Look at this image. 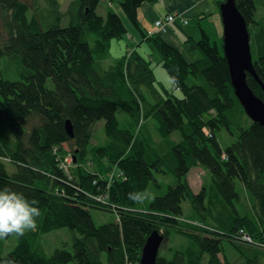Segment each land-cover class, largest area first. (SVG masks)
Listing matches in <instances>:
<instances>
[{"label":"trees","instance_id":"obj_1","mask_svg":"<svg viewBox=\"0 0 264 264\" xmlns=\"http://www.w3.org/2000/svg\"><path fill=\"white\" fill-rule=\"evenodd\" d=\"M152 1L109 3H117L154 45L173 81L171 91L160 81L152 60L137 49L103 66L111 58L112 43L127 34L113 4L99 12L103 0H72L65 10L60 0H0V188L36 199L43 212L38 230L19 237L9 255L0 252V261L139 264L146 239L155 230H166L165 235L187 241L171 257L159 254L157 264H264V251L240 240L247 233L264 241V126L252 122L245 127L223 36L213 30L217 40L212 41L203 26L211 16L199 17L201 35L190 43L201 58L190 62L158 36L165 32L148 34L156 22L152 29L141 28L139 8ZM235 1L248 24L255 71L264 82V0ZM181 21L188 24L186 18ZM3 72L16 79L5 78ZM247 81L264 100L255 78L248 74ZM129 119L135 122L133 132ZM151 119L162 137H181L162 154H157V142L147 127ZM67 121L74 138L67 133ZM102 121L105 143L95 147L94 131ZM221 128L239 132L237 142L225 150L216 136ZM64 151L79 168L73 176L60 165ZM103 161L124 176L105 204L96 197L106 194L107 185L101 186L105 181L90 166ZM194 166L212 178V185L196 195L185 179ZM171 173L177 184L167 185L154 201L136 204L128 198L131 192L164 188L167 183L157 182L158 176ZM237 180L247 197L237 192ZM187 199L195 211L190 218L184 217L182 206ZM94 208L119 214L121 223L96 225ZM64 228L72 233V249L47 255L42 238ZM225 240L239 254L237 262L224 255Z\"/></svg>","mask_w":264,"mask_h":264},{"label":"rangeland","instance_id":"obj_2","mask_svg":"<svg viewBox=\"0 0 264 264\" xmlns=\"http://www.w3.org/2000/svg\"><path fill=\"white\" fill-rule=\"evenodd\" d=\"M109 1H111V0H104L100 4L101 7L99 8V12L103 11L102 8H104L105 5H107L109 3ZM113 1L117 2L118 0H113ZM211 1H213V0H211ZM215 1L218 2L217 5H218L219 9L216 8V4L213 3L209 6L211 10L208 14L211 16V22L214 25L218 26V19L216 17V11L219 12L220 2L223 3L225 0H215ZM60 2L62 4V9L65 10L67 8V6L72 2V0H60ZM41 7L46 8V5L42 2ZM262 14L263 13L261 11H258L257 17H260ZM219 15H220V12H219ZM171 25H173V24H169L168 28ZM203 26L205 27L204 29H206L208 31V33L211 35V40L212 41L217 40L215 38L214 31L210 27L206 26L204 23H203ZM221 32H222V28H221ZM158 36H161V35H158ZM118 42H120V43L116 48V53H125L127 47L123 43H121V41H118ZM148 45H149V50L151 52H153V49H154L153 45L150 43ZM189 48H190V50L187 51L185 58L190 62L198 61V59L201 58L200 52L193 48L192 43H189ZM192 54H194L193 57H192ZM152 61H153V66H154L155 61L154 60H152ZM156 67L157 66L155 65V69H156ZM156 74L160 77V81H162V83L164 84V86L168 90H170V91L173 90V88H174L173 81L169 77L168 73L165 70L157 69ZM3 75L5 78H8V79H16V78H13L11 76H8L5 72H3ZM177 94L180 95V93L178 91H177ZM0 104L2 105L1 96H0ZM129 121H130L129 129L131 130V132H133L134 128H135V122L133 119H129ZM251 124H252V120L249 117H247V115H246L245 127L248 128V127H250ZM143 126H145V123L143 124ZM155 126H157L156 121L151 119L149 121L147 127L153 132L155 140L157 142L158 149L155 148L157 154H162L163 151L168 149V147L172 143L179 142L181 140L179 133H174L169 138L162 137L161 135H159ZM104 128H105V124L103 121L98 123V125L96 126V131H94L95 134H94V138L92 140V144L95 145V147H101L105 143L104 136L106 135V133H105ZM208 132H210V131L207 130V133ZM216 136H217V140H218L219 145L221 146V148L223 150H225L226 148H228L229 146H231L232 144L237 142L238 137H239V132L237 131L236 128L232 129V133H230L226 128H221V129L216 131ZM59 155L61 156V158L64 157L61 160L60 165H63L64 169L67 170L69 175L73 176V174L74 175H75V173L77 174L79 168L74 166V164H73L74 162H71L72 156H68L65 153V151L61 152ZM90 166L94 171L96 170L100 174V179H102L103 181H105L107 183V185H108L107 192H111V191L114 192L115 191L114 188L116 186H118V185H115L116 181H124V176L121 174L119 169L118 168L116 169L115 166H112V165L105 163V161H103L102 163L96 162V163H94V166H93V164ZM7 167H8V171L12 172L13 166L8 164ZM197 167L198 166L192 167L189 174L185 178L187 183H189V185L192 184V186L194 187V190L198 191V192H195L191 188L194 195L198 194L201 191V189L204 188V186H211L212 185L211 174L206 172L203 168H201V167L197 168ZM161 179H164L165 181H168V182L164 186V188H161V189L153 188L152 189L151 192H153L155 194V196L164 194L167 190V185H176L178 182L172 173L167 175V176H162ZM190 187H191V185H190ZM236 187H237V192L239 193L240 197H242V198L247 197L244 185L239 180L236 181ZM242 198H241V202L244 204V201L242 200ZM182 206H183L185 218H190L192 216V213H195V211L193 210V205L189 199L185 200L182 203ZM112 209L114 210V207H112ZM91 214H92L94 223L98 226L103 225V224H109V223H116L117 222L118 214L113 212V211L101 210V209L94 208V209H91ZM193 224L196 225V222H194ZM210 228L213 229V227H211V226H210ZM165 232H166V230H164V233ZM170 235H173L172 237L176 236L175 234H170ZM176 237L178 238V241H175L171 238L172 239L171 241L163 243L162 248L160 250L161 251L160 254H162L164 256L171 257L172 253L174 251L181 249V239L180 238H182V237H179V236H176ZM19 239H20L19 237L18 238L12 237L8 240L0 242L1 254L6 256V255H9L10 253H12L16 249V247L18 246V240ZM41 242H42L41 246L45 250L46 254L51 256L56 249H59V250H62V249L71 250L72 249V244H73L72 233L67 228H64L61 230H56L54 232H51V233L45 235L42 238ZM183 246H185V244H183ZM223 247H224V255L231 262H237L239 259V254L236 252V250H234L232 244L228 240H225L223 242ZM261 251H263V250H261ZM205 264H207V261H205Z\"/></svg>","mask_w":264,"mask_h":264},{"label":"crops","instance_id":"obj_3","mask_svg":"<svg viewBox=\"0 0 264 264\" xmlns=\"http://www.w3.org/2000/svg\"><path fill=\"white\" fill-rule=\"evenodd\" d=\"M104 1V0H103ZM216 4V8L218 7V2L215 0H154L152 2H145L143 5L139 8L138 11V17L141 24V28L143 30H149L154 28V23L160 19L165 18L169 14H175L177 15V21L171 23V25L167 32L160 33L158 35H161L166 42H168L171 46H173L175 49H177L179 52H181L184 57L187 54V51L190 50L189 43L190 40L198 39L201 35V30L199 28V17L200 16H206L209 15L210 12V5ZM222 2H220L221 5ZM112 8L115 9L116 13L122 18L126 29L127 34L124 36V38L121 41L127 49L126 52L131 49H137L139 50L145 57H148L147 59H151L155 61V65L157 66L155 71L157 69L165 70L161 63V56L154 47L152 43H150L147 39L143 38L141 33L137 31L131 23L126 18V15L124 14L123 10L117 3H112ZM220 12V10H219ZM219 12L216 11V17L218 19V26L214 25L211 22V17L205 20L208 27H210L212 30H215L220 36H223V24L221 19V14L219 15ZM188 19V24H184L181 19ZM222 28V32H221ZM120 42L114 41L111 45V58L108 61L103 62V66L107 67L108 65L114 63L118 58L125 55V53H116V48L119 45ZM152 44L154 49L153 52L149 50V45ZM194 54H192V57ZM153 63V61H152ZM154 65V66H155ZM166 71V70H165ZM167 72V71H166ZM169 75V74H168ZM158 76V75H157ZM159 77V76H158ZM170 77V75H169ZM171 78V77H170ZM160 79V77H159ZM199 168V166L197 167ZM159 183H167L164 179H161V177L158 176ZM191 185V188L193 191L194 187ZM153 187H150L148 190L151 192ZM198 192V191H195ZM145 201L144 203H146ZM146 243V242H145ZM159 257V256H158Z\"/></svg>","mask_w":264,"mask_h":264},{"label":"water","instance_id":"obj_4","mask_svg":"<svg viewBox=\"0 0 264 264\" xmlns=\"http://www.w3.org/2000/svg\"><path fill=\"white\" fill-rule=\"evenodd\" d=\"M220 14L223 24V49L234 94L252 122L264 126V100L253 93L247 81L250 74L260 84L264 93V82L254 68L248 24L235 0H225L221 3ZM66 130L68 135L74 138L70 121L66 123ZM164 236L159 230L150 235L143 247L139 264H157Z\"/></svg>","mask_w":264,"mask_h":264},{"label":"clouds","instance_id":"obj_5","mask_svg":"<svg viewBox=\"0 0 264 264\" xmlns=\"http://www.w3.org/2000/svg\"><path fill=\"white\" fill-rule=\"evenodd\" d=\"M128 198L136 204L155 200V194L148 189L131 192ZM36 199H28L24 193L9 187L0 188V240L15 235L22 237L28 231L38 230V221L43 212ZM0 264H16L14 259L5 258Z\"/></svg>","mask_w":264,"mask_h":264},{"label":"bare ground","instance_id":"obj_6","mask_svg":"<svg viewBox=\"0 0 264 264\" xmlns=\"http://www.w3.org/2000/svg\"><path fill=\"white\" fill-rule=\"evenodd\" d=\"M104 184L107 185V183L103 182L101 184V186H103ZM107 188H108V185H107ZM110 199H111V192H106L105 195H101V196H97L96 197V201H98L101 204L108 203L110 201ZM117 221L121 223V217H120L119 214H118V217H117ZM172 236L173 235H165L164 238H163V240H162V242H161V244L166 243V242H169L172 239L175 240V241H178V238L176 236L175 237H172ZM148 238L146 239V241L148 240ZM180 239H181V245L185 244L186 241H187V239L185 237H182ZM252 240H253V243H251V244L257 245L260 250H263L264 251V241L258 240V239H255V238H252Z\"/></svg>","mask_w":264,"mask_h":264},{"label":"built area","instance_id":"obj_7","mask_svg":"<svg viewBox=\"0 0 264 264\" xmlns=\"http://www.w3.org/2000/svg\"><path fill=\"white\" fill-rule=\"evenodd\" d=\"M175 15L174 14H170L167 17H165L164 19H160L158 21H156L155 23V29L154 31H149L148 34L150 36L156 34L157 32H166L168 25L175 22ZM241 241L244 242H248V243H253L252 238L247 234V233H243L242 238L240 239Z\"/></svg>","mask_w":264,"mask_h":264}]
</instances>
